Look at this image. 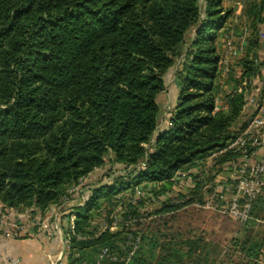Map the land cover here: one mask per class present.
<instances>
[{
    "label": "trees",
    "instance_id": "16d2710c",
    "mask_svg": "<svg viewBox=\"0 0 264 264\" xmlns=\"http://www.w3.org/2000/svg\"><path fill=\"white\" fill-rule=\"evenodd\" d=\"M220 1L0 0V206L31 218L64 209L108 160L112 184L88 188L67 264L94 263L101 249L121 255L128 237L138 242L127 264H257L264 238L247 234L255 222L220 215L237 235L204 261L203 250L217 246L201 233L182 236L184 217L200 211L190 199L177 202L183 198L170 181L236 134L259 73L257 40L249 41L238 91L234 82L228 92L218 85L217 38L231 14ZM245 10L260 20L255 5ZM176 61V105L159 130L158 99ZM217 97L225 109L213 113ZM148 203L156 208L143 212ZM263 212L259 197L251 217L264 219ZM115 216L116 231L98 230Z\"/></svg>",
    "mask_w": 264,
    "mask_h": 264
},
{
    "label": "rangeland",
    "instance_id": "374dc122",
    "mask_svg": "<svg viewBox=\"0 0 264 264\" xmlns=\"http://www.w3.org/2000/svg\"><path fill=\"white\" fill-rule=\"evenodd\" d=\"M201 1V0H199ZM220 5L223 11L230 10L231 14L225 20L223 28L220 29L219 33L221 35L217 38V52L219 55L218 62V85L223 87L224 92L231 90V85L234 82L235 86L232 89V93L235 92L237 85L235 82H239L241 76V60L244 58L246 53V46L249 41L257 40V46L255 48V66L258 69V75L252 80V92L255 94L256 90H262L264 86V0H221ZM255 5L257 10L260 11V20H250L246 17V7ZM227 68L228 73L223 72ZM180 69V61H176L174 67L170 69L164 76L165 90L160 95L158 99L159 114H158V126L159 130L164 129L169 126L170 114L174 110L176 105V99L178 95V90L180 88L179 78L177 72ZM251 96V95H250ZM249 97V96H248ZM219 105H218V103ZM251 107V108H250ZM245 109L246 114H252L254 109L252 106ZM225 109V104L223 105L219 98L215 99L213 113ZM243 110V108H242ZM244 115V112H243ZM243 118V117H242ZM242 121V120H241ZM240 121V122H241ZM149 147V146H145ZM106 166L102 169H98L86 177L81 183L79 190L76 189L74 193H71L68 205L61 210H51L44 217L34 216L30 217L28 212L16 213L14 211H8L0 206V214H6L12 219L19 218L20 224L23 225L24 231L18 239H8L4 234V228H0V239H5L7 241H24L43 238L46 241L56 240L59 235L63 234L64 230H67V222L71 220V224L75 220V212L79 208H83L87 197L90 195L88 188H103L112 184V178L107 177L106 169L109 168L108 160L106 159ZM117 176H123L125 173L122 168L117 167ZM116 169V170H117ZM137 175V173H135ZM143 181L137 182L134 186L135 195L140 194L139 190L143 186ZM90 190V189H89ZM123 196V192L116 195L120 198ZM152 196L148 195L143 197L144 201H148ZM149 204V206H148ZM146 204L147 210L143 209V212H149L156 208V205L148 203ZM192 209V207H191ZM195 209V208H193ZM197 214L191 215L189 218H185L184 225H179L183 230V237H198L201 234L206 236L207 240H212L211 244L217 247L215 248H205L204 261H211L217 259L221 256L229 240L237 235L236 228L234 226H229L224 222L221 223V218L217 214L211 213L206 210H198ZM264 213V212H263ZM188 216V215H187ZM253 218V216H252ZM69 219V221H67ZM189 219V220H188ZM255 219V218H254ZM230 220V219H229ZM255 220L261 221L258 223ZM251 220L255 222V225L249 227L251 230L247 232L248 235L252 236L257 241L264 238V219L261 217ZM38 222V224L36 223ZM250 222V221H249ZM178 227V224L175 225ZM233 230V231H232ZM7 231V230H6ZM190 231V233H189ZM232 231V232H230ZM9 232V231H8ZM242 233V231H241ZM240 233V235H242ZM245 234V232H244ZM210 246V245H209ZM209 250V252L207 251ZM70 251V248L68 249ZM202 251V250H201ZM202 251V252H203ZM207 253V254H206ZM206 254V256H205ZM56 255V254H55ZM259 257L257 259V264H260Z\"/></svg>",
    "mask_w": 264,
    "mask_h": 264
},
{
    "label": "built area",
    "instance_id": "2783aa9c",
    "mask_svg": "<svg viewBox=\"0 0 264 264\" xmlns=\"http://www.w3.org/2000/svg\"><path fill=\"white\" fill-rule=\"evenodd\" d=\"M223 72L228 73L227 68ZM238 89L239 86L235 92ZM252 91L244 99L243 118L236 134L195 160L190 169L176 171L170 179L174 182L175 192H179L183 198L177 202L190 199L193 208L225 216L240 225L254 220L251 217L252 205L257 198L264 197V86L263 91L258 89L251 94ZM250 106L254 109L251 115L245 112ZM225 157L226 161L222 162L221 159ZM138 195L142 196L141 193ZM6 213L0 214V228H4L8 239H18L25 227L20 224L19 218L12 219ZM119 222L120 219L115 216L109 222L102 220L97 227L101 232H112L118 229ZM67 223V233L63 232L57 239L61 249L56 255L48 257L49 264H67L69 242L75 235L71 220ZM128 239L129 242L120 246L121 255L101 249L94 263L82 264H127L137 248L138 237ZM259 259L260 264H264V245ZM10 264H17V260H11Z\"/></svg>",
    "mask_w": 264,
    "mask_h": 264
},
{
    "label": "crops",
    "instance_id": "0c3cea01",
    "mask_svg": "<svg viewBox=\"0 0 264 264\" xmlns=\"http://www.w3.org/2000/svg\"><path fill=\"white\" fill-rule=\"evenodd\" d=\"M60 249L57 239L49 242L43 238L24 241L0 239V264H10L11 260H17V264H49L48 257Z\"/></svg>",
    "mask_w": 264,
    "mask_h": 264
}]
</instances>
